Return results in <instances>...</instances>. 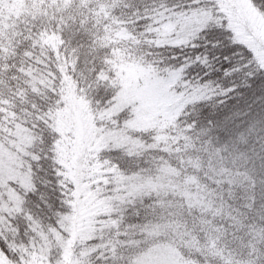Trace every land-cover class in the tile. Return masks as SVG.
<instances>
[{"label":"trees","instance_id":"trees-1","mask_svg":"<svg viewBox=\"0 0 264 264\" xmlns=\"http://www.w3.org/2000/svg\"><path fill=\"white\" fill-rule=\"evenodd\" d=\"M41 1L36 14L0 32V147L11 150L21 129L34 139L24 159L30 186L17 190L19 211L2 216L0 258L27 264L44 252L53 264L64 251L59 238L71 245L68 264H133L167 215L181 264H264V219L245 216L243 206L264 183V67L254 50L225 19L188 48L162 43L165 14L193 9L196 0ZM246 1L264 20V0ZM225 56L245 71L226 79L206 68L205 59L219 69ZM129 63L154 79L178 77V90L197 91L195 97L163 131L131 135L141 154L111 146L77 152L62 137L60 114L76 98L93 114L112 106ZM44 73L52 85L37 92L34 82ZM221 91L227 94L217 96ZM207 168L210 185L199 178ZM163 169L181 185L171 195L174 212L153 196L124 192L127 181L154 179ZM87 189L107 205L93 212V239L83 241L78 225ZM182 195L195 204L185 205ZM72 217L79 220L69 231ZM90 246L97 251L88 253Z\"/></svg>","mask_w":264,"mask_h":264},{"label":"rangeland","instance_id":"rangeland-1","mask_svg":"<svg viewBox=\"0 0 264 264\" xmlns=\"http://www.w3.org/2000/svg\"><path fill=\"white\" fill-rule=\"evenodd\" d=\"M61 1L63 0L52 2ZM41 3V0H0V32L6 30L13 19L36 14V7ZM194 4L193 9L165 14L161 20L162 43L172 47L188 48L201 31L209 25H218L220 20L225 19L242 41L254 50L258 62L264 67V20L251 10L246 0H196ZM120 37L121 34L117 35V38ZM113 41L116 40L113 38ZM120 83L122 91L114 104L107 109H98L93 114L85 102L75 97L77 100L75 99L72 104L70 101L66 110L60 114L58 124L62 137L69 145L75 144L77 152L82 150L84 153V148L80 149L82 147L93 152L101 147L111 146L115 149H126L131 154H141L142 147L131 139V135L139 131H163L168 128L197 92L187 93L186 90H178L179 79L175 76L168 80L154 79L136 63L123 66ZM34 84V90L39 92L50 88L52 81L49 75L44 73ZM226 94L227 92L221 91L217 96ZM120 119L126 120L121 123ZM15 138L11 150L0 147V224L3 228L5 223L2 216L13 215L19 211L20 199L17 190H27L30 186L24 159L34 139L32 134L24 129L18 130ZM172 176L170 171L163 169L154 179L127 181L123 190L130 198L141 200L143 196H153L157 205L164 211L174 212L171 195L180 190L181 185L175 184ZM85 196L81 219L67 218L65 224L66 229L71 231L73 221L79 220L78 227H83L78 233L79 240L88 241L93 239L92 222L95 218L93 212L102 210L107 203L103 200L98 202L89 189L85 192ZM158 196L160 199L157 200ZM182 197L187 206H193L196 202L195 198L188 195ZM103 212L105 211L101 213ZM84 215L88 219H84L82 217ZM163 217L165 224L148 232V241L143 247L144 253L140 259L134 260L133 264H181L176 253L173 252L170 241L172 225L169 224L167 215ZM167 238H169L167 241L161 242ZM57 239V244L63 245L64 251L53 264H68L71 245ZM106 247L105 243L104 249ZM96 251L95 246L88 248L90 254ZM32 255L27 264H48L47 253ZM0 264L7 263L0 258Z\"/></svg>","mask_w":264,"mask_h":264},{"label":"clouds","instance_id":"clouds-1","mask_svg":"<svg viewBox=\"0 0 264 264\" xmlns=\"http://www.w3.org/2000/svg\"><path fill=\"white\" fill-rule=\"evenodd\" d=\"M214 173L212 172L211 168H207L203 170V174L200 175V181L202 184L210 185V182L213 180ZM219 187V184L217 185ZM213 191H215L213 189ZM245 199H251V196L245 192L244 193ZM247 212L245 216L255 218L257 215L260 216L261 219H264V183L260 185V191L257 193V199L254 201L252 205L244 204L243 205Z\"/></svg>","mask_w":264,"mask_h":264},{"label":"snow or ice","instance_id":"snow-or-ice-1","mask_svg":"<svg viewBox=\"0 0 264 264\" xmlns=\"http://www.w3.org/2000/svg\"><path fill=\"white\" fill-rule=\"evenodd\" d=\"M225 60L228 62L221 64V67L219 69H215L213 63H211V61L207 59H205L204 63L206 65V68H212L216 72V75L218 77L223 75V77L226 79H230L231 77L240 74L242 71H245L239 67L232 66L231 61L228 60L227 56H225Z\"/></svg>","mask_w":264,"mask_h":264}]
</instances>
